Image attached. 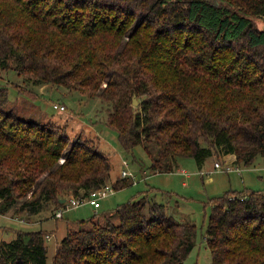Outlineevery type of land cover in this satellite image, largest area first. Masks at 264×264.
Masks as SVG:
<instances>
[{
    "label": "trees",
    "instance_id": "16d2710c",
    "mask_svg": "<svg viewBox=\"0 0 264 264\" xmlns=\"http://www.w3.org/2000/svg\"><path fill=\"white\" fill-rule=\"evenodd\" d=\"M258 19L264 0H0V72L107 103L121 148L142 146L153 173L172 172L179 157L202 167L213 154L249 166L264 155ZM7 104L0 84V215L64 210L61 200L110 182L97 140L71 139L56 122L25 120ZM165 211L142 196L94 214L51 260L43 230H19L0 241V264H182L196 225ZM204 239L212 264H264V191L213 200Z\"/></svg>",
    "mask_w": 264,
    "mask_h": 264
},
{
    "label": "rangeland",
    "instance_id": "374dc122",
    "mask_svg": "<svg viewBox=\"0 0 264 264\" xmlns=\"http://www.w3.org/2000/svg\"><path fill=\"white\" fill-rule=\"evenodd\" d=\"M256 23L264 27L262 19ZM0 84L8 89L7 109H13L21 118L39 123L56 122L71 139L80 135L97 140L99 150L107 155L112 166L108 184L122 179L121 165L123 161L127 162L128 166L123 170L130 172L134 181L121 190H113L101 200V209L95 211L96 220L119 204L146 196L152 202L165 205V212L179 222H193L196 225L195 246L182 264H212L204 238L213 200L230 191H264V155L255 157L251 165L244 166L236 164L233 156L222 158L213 154L205 160L202 168L193 158L179 157L172 172L153 173L149 169L150 158L142 146H137L132 152L121 148L117 132L106 123L107 103L64 87H33L12 70L0 72ZM54 103L63 105L65 109L55 110ZM215 163L229 165L233 170H216ZM55 206L52 204L34 216L21 213L17 219L13 218L12 212L0 215V241L15 238L19 230H43L49 238L45 242L48 260H51L67 232L89 228L91 224L87 221L94 215L91 206L82 204L65 210L62 218L56 219L54 213L62 207Z\"/></svg>",
    "mask_w": 264,
    "mask_h": 264
},
{
    "label": "built area",
    "instance_id": "2783aa9c",
    "mask_svg": "<svg viewBox=\"0 0 264 264\" xmlns=\"http://www.w3.org/2000/svg\"><path fill=\"white\" fill-rule=\"evenodd\" d=\"M53 108L55 110H60V111H63L65 109L63 105H60L57 103L53 104ZM127 166H128L127 162L123 161V163L121 165V169H122L121 170V177L122 178L132 177V174L130 172L123 170V169H126ZM214 168L216 170H223L226 172H230L233 170L229 165L222 166L219 163H215ZM112 191H113V188L111 187V185L107 184V185L103 186L101 189H98V190L91 192L87 196V198H85V199L80 200V199H76L74 197H70L68 200H65L64 210H58V212L56 213V217L61 218L63 215V212L65 210H69L70 208H76L82 204H88V205L92 206L95 210H97L101 206V203H100L101 200L103 198H105L106 196H108V194H110ZM47 239H49V238L47 237Z\"/></svg>",
    "mask_w": 264,
    "mask_h": 264
},
{
    "label": "water",
    "instance_id": "95a60500",
    "mask_svg": "<svg viewBox=\"0 0 264 264\" xmlns=\"http://www.w3.org/2000/svg\"><path fill=\"white\" fill-rule=\"evenodd\" d=\"M133 105L136 106L137 105V100L134 98L133 99ZM61 202H64V200H61Z\"/></svg>",
    "mask_w": 264,
    "mask_h": 264
},
{
    "label": "crops",
    "instance_id": "0c3cea01",
    "mask_svg": "<svg viewBox=\"0 0 264 264\" xmlns=\"http://www.w3.org/2000/svg\"><path fill=\"white\" fill-rule=\"evenodd\" d=\"M226 157H229V156H226ZM226 157H225V158H226ZM202 167H203V166H202ZM202 167H201V168H202ZM89 206H90V205H89ZM91 207H92V206H91ZM92 208H93V207H92ZM93 209H94V208H93ZM100 209H101V206H100V208L98 209V211H99ZM95 211H97V210L94 209V212H93L94 214H95ZM61 218H62V217H61Z\"/></svg>",
    "mask_w": 264,
    "mask_h": 264
}]
</instances>
